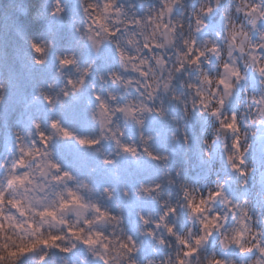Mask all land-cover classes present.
Listing matches in <instances>:
<instances>
[{"label": "clouds", "instance_id": "clouds-1", "mask_svg": "<svg viewBox=\"0 0 264 264\" xmlns=\"http://www.w3.org/2000/svg\"><path fill=\"white\" fill-rule=\"evenodd\" d=\"M0 264H264V0H0Z\"/></svg>", "mask_w": 264, "mask_h": 264}]
</instances>
